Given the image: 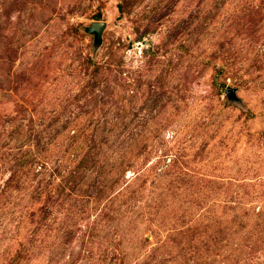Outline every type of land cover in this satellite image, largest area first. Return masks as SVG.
Returning a JSON list of instances; mask_svg holds the SVG:
<instances>
[{
	"label": "rangeland",
	"instance_id": "rangeland-1",
	"mask_svg": "<svg viewBox=\"0 0 264 264\" xmlns=\"http://www.w3.org/2000/svg\"><path fill=\"white\" fill-rule=\"evenodd\" d=\"M0 264H264V0H0Z\"/></svg>",
	"mask_w": 264,
	"mask_h": 264
},
{
	"label": "water",
	"instance_id": "water-1",
	"mask_svg": "<svg viewBox=\"0 0 264 264\" xmlns=\"http://www.w3.org/2000/svg\"><path fill=\"white\" fill-rule=\"evenodd\" d=\"M106 23L105 22H95L92 24L91 26V32L96 33V35L98 36V39L101 40L102 35L104 33V29H105Z\"/></svg>",
	"mask_w": 264,
	"mask_h": 264
}]
</instances>
